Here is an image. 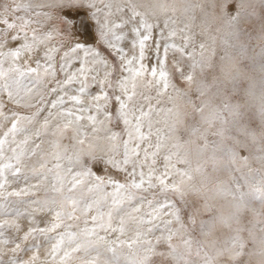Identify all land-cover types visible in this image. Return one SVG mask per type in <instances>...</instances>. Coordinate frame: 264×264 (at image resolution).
Returning a JSON list of instances; mask_svg holds the SVG:
<instances>
[{"label":"clouds","instance_id":"9594fccd","mask_svg":"<svg viewBox=\"0 0 264 264\" xmlns=\"http://www.w3.org/2000/svg\"><path fill=\"white\" fill-rule=\"evenodd\" d=\"M69 10L99 17L102 101L29 71ZM141 22L167 87L102 38ZM0 24V264H264V0H0Z\"/></svg>","mask_w":264,"mask_h":264},{"label":"snow or ice","instance_id":"6c2138e0","mask_svg":"<svg viewBox=\"0 0 264 264\" xmlns=\"http://www.w3.org/2000/svg\"><path fill=\"white\" fill-rule=\"evenodd\" d=\"M105 15H111L110 12ZM73 30L75 34L88 35L91 29H95L96 33L100 31V21L96 12L87 11L82 17L73 22ZM9 28L14 27L13 24H8ZM119 25H114L111 31L105 30L102 33V38L106 46L116 53L123 66L124 70L131 74V79H135L137 76H141L147 71L151 76L156 77L158 81H164V86L167 87V71L165 70L166 58L170 48L175 49V44L168 42L163 45V54L161 55V44L159 39H154L152 36L151 26L141 24L138 27H134L129 33H119L115 29ZM15 39V38H13ZM41 39H51V35L48 37H42ZM152 41L151 46L148 42ZM18 43L19 40H16ZM123 42V43H122ZM25 47H30L29 44H25ZM127 49L128 51H125ZM57 49H50L45 59L47 61H54L55 63H38L36 68L30 69V72H37L38 69L43 68L45 72L52 71L55 75L58 70L63 74V81L61 88H71L73 85H78L73 91V94L67 97L71 104L78 105L80 103L81 96L90 94L91 83L97 81V77L101 78L96 84V88L92 91L96 93L95 100L102 101L107 98V93L103 91L105 86V78L112 75L108 59L97 50L96 47L88 46L87 40H77L71 43L62 56H56ZM18 53H13L16 55ZM64 103L63 97L59 101ZM115 104H119L120 108L124 107L120 97L117 96L113 101ZM99 107V105H98ZM87 111V109H84ZM71 115V112L68 113ZM76 119H80L77 115ZM89 120H95L92 115L88 116ZM11 167V165H6ZM4 165H0V179H2V170ZM120 187L119 185L117 186ZM0 214H2V205H0ZM19 215V213H17Z\"/></svg>","mask_w":264,"mask_h":264},{"label":"rangeland","instance_id":"374dc122","mask_svg":"<svg viewBox=\"0 0 264 264\" xmlns=\"http://www.w3.org/2000/svg\"><path fill=\"white\" fill-rule=\"evenodd\" d=\"M85 12H81V11H71L69 10L68 12L65 13V16L67 17L66 21L63 23L62 28L63 30L67 33V38L72 40L73 42L77 41V40H87L88 44L91 47H95L96 44V38H93L95 32H94V28L91 29L90 31V35L84 39L83 36H81L82 34H75L74 30H73V22H75L76 20H78L80 17H82L84 15ZM17 15H20V13L18 12ZM15 21L12 17H8V23L13 24ZM4 25L0 24V28H3ZM94 33V34H93ZM83 39V40H82Z\"/></svg>","mask_w":264,"mask_h":264},{"label":"bare ground","instance_id":"6f19581e","mask_svg":"<svg viewBox=\"0 0 264 264\" xmlns=\"http://www.w3.org/2000/svg\"><path fill=\"white\" fill-rule=\"evenodd\" d=\"M94 32H95V34H94V36H93V38H96V31H95V29H94ZM90 35V33L88 34V35H84V34H82L81 36H83V38L84 39H86L88 36ZM87 36V37H86ZM83 40V39H82ZM88 46H90L89 44H88ZM91 47V46H90Z\"/></svg>","mask_w":264,"mask_h":264}]
</instances>
